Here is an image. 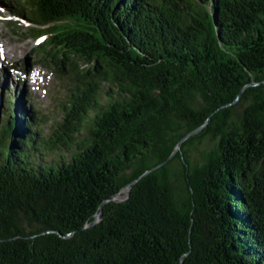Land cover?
Masks as SVG:
<instances>
[{"label": "trees", "instance_id": "16d2710c", "mask_svg": "<svg viewBox=\"0 0 264 264\" xmlns=\"http://www.w3.org/2000/svg\"><path fill=\"white\" fill-rule=\"evenodd\" d=\"M1 3L72 79L7 92L0 264H264V0Z\"/></svg>", "mask_w": 264, "mask_h": 264}, {"label": "rangeland", "instance_id": "374dc122", "mask_svg": "<svg viewBox=\"0 0 264 264\" xmlns=\"http://www.w3.org/2000/svg\"><path fill=\"white\" fill-rule=\"evenodd\" d=\"M14 19L0 0V43L6 46L5 54H0V127L6 116L5 98L9 90L17 93L18 105L22 100L23 111L42 120V130L35 129L41 136L48 134L53 122L61 118V102L68 97L72 78L58 73L55 64L47 60L46 54H41L37 41L28 37V25L11 24ZM208 144L205 140L201 147Z\"/></svg>", "mask_w": 264, "mask_h": 264}, {"label": "water", "instance_id": "95a60500", "mask_svg": "<svg viewBox=\"0 0 264 264\" xmlns=\"http://www.w3.org/2000/svg\"><path fill=\"white\" fill-rule=\"evenodd\" d=\"M199 130H200V129H196V130H193V131H191V132H188V133H187V134H186V135L180 140V142L178 143V145H177L175 151L173 152V154L176 152V150H177L178 148H180V146H181L183 140H185L186 138H188L189 136H191L192 134H194L195 132H197V131H199ZM173 154L170 155L169 158H167L165 161H163V162L159 163L158 165H156V166H154V167L148 169L147 171H145V172H144V173H143L138 179L142 178L143 176H145V175L148 174L149 172H151V171H153V170L159 168V167L162 166L163 164H165V163H166V162H167V161L173 156ZM138 179L132 181L130 184L126 185L125 187H123V188L121 189V191H124V192H125V194H126L125 197H127V196L129 195V191H130L131 186H132V185H133ZM121 191H120V192H121ZM120 192H118L116 195L111 196L109 199L120 200V199H121V198L119 197ZM125 197H124V198H125ZM106 201H107V199L104 200V201L102 202V204H101V206H100V208H99V210H98V212H97V214H96V220H95V223H97V222L100 221V219H101V218H100V213L102 212V206H103L104 203H106Z\"/></svg>", "mask_w": 264, "mask_h": 264}, {"label": "bare ground", "instance_id": "6f19581e", "mask_svg": "<svg viewBox=\"0 0 264 264\" xmlns=\"http://www.w3.org/2000/svg\"><path fill=\"white\" fill-rule=\"evenodd\" d=\"M3 47H6V46H3V44L0 43V54H5V49ZM7 48H8V46H7ZM8 52H11V50H8Z\"/></svg>", "mask_w": 264, "mask_h": 264}]
</instances>
